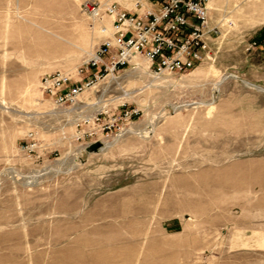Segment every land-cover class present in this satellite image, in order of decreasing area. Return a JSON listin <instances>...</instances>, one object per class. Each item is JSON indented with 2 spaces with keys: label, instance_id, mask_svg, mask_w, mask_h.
Instances as JSON below:
<instances>
[{
  "label": "rangeland",
  "instance_id": "obj_1",
  "mask_svg": "<svg viewBox=\"0 0 264 264\" xmlns=\"http://www.w3.org/2000/svg\"><path fill=\"white\" fill-rule=\"evenodd\" d=\"M86 2L149 7L0 0V264H264V0H209V50L184 75L86 90L82 113L106 89L141 110L92 153L40 86L113 39Z\"/></svg>",
  "mask_w": 264,
  "mask_h": 264
},
{
  "label": "built area",
  "instance_id": "obj_2",
  "mask_svg": "<svg viewBox=\"0 0 264 264\" xmlns=\"http://www.w3.org/2000/svg\"><path fill=\"white\" fill-rule=\"evenodd\" d=\"M209 0H135L136 9L149 5L144 13H129L107 4L103 8L95 2H86L83 9L94 19L104 12L111 19L115 32L107 38L93 55L76 70L75 77L63 72L46 75L41 79L42 93L47 95L58 111L74 112L73 121L77 139L88 140L86 146L112 140L124 133V125L138 118L141 110L129 108L125 102L111 108L102 104L105 95L110 98L111 89H106L99 101L94 103L93 113H82L85 104L81 95L95 82L109 77L119 87V79L129 72L142 73L155 81H164L181 76L203 61L209 50L204 29L208 23ZM187 16L193 18L188 21ZM143 57L148 65L142 67L135 61ZM127 70H130L127 73ZM144 70V71H143ZM149 88V85L144 89ZM122 93L125 90L121 88ZM123 98V97H122ZM104 99V98H103ZM114 103V99H110ZM86 105V104H85ZM25 149L37 148L35 135L29 133Z\"/></svg>",
  "mask_w": 264,
  "mask_h": 264
},
{
  "label": "water",
  "instance_id": "obj_3",
  "mask_svg": "<svg viewBox=\"0 0 264 264\" xmlns=\"http://www.w3.org/2000/svg\"><path fill=\"white\" fill-rule=\"evenodd\" d=\"M101 147H102V144L100 142H96V143L90 144L88 147H86V152L87 153L98 152V150Z\"/></svg>",
  "mask_w": 264,
  "mask_h": 264
},
{
  "label": "bare ground",
  "instance_id": "obj_4",
  "mask_svg": "<svg viewBox=\"0 0 264 264\" xmlns=\"http://www.w3.org/2000/svg\"><path fill=\"white\" fill-rule=\"evenodd\" d=\"M137 59L135 58V61H136ZM158 87V86H157ZM129 94H128V92H126L125 93V96L127 97ZM124 96V95H123ZM199 104H203V103H199ZM183 106H185V105H183ZM182 107V106H181ZM132 131V130H131ZM133 132V131H132ZM114 143V141L112 140V141H109V142H106L105 143V147H104V150H106V149H108L112 144ZM102 149V148H101ZM104 150H102V151H104Z\"/></svg>",
  "mask_w": 264,
  "mask_h": 264
}]
</instances>
